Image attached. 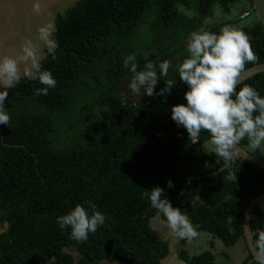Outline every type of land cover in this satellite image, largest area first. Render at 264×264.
Listing matches in <instances>:
<instances>
[{"label": "trees", "instance_id": "1", "mask_svg": "<svg viewBox=\"0 0 264 264\" xmlns=\"http://www.w3.org/2000/svg\"><path fill=\"white\" fill-rule=\"evenodd\" d=\"M234 4L242 5L234 11ZM217 10L229 17L213 20ZM231 23L250 37L258 57L245 68L264 62V28L251 0H79L57 15L56 58L45 49L40 61L56 87L37 94L45 86L22 77L7 89L4 102L11 119L0 125V264H72L64 251L70 246L80 254L75 264H160L169 239L151 227L157 213L142 196L154 186L164 189L162 198L185 212L197 231L210 232L228 247L238 240L245 244L243 212L264 190V169L240 157L220 173L223 161L203 149L207 132L193 144L171 119V106L186 103L187 85L176 66L187 56L189 33L200 28L218 33ZM145 52L153 62L173 65L155 92L167 80L174 86L163 95L150 97L141 88L140 97L123 98V84L132 77L123 61L134 55L143 70ZM85 79H94L97 95L76 121L83 129L72 143L55 146L48 137L53 117L41 108L54 115L70 112ZM243 84L264 97V71L238 87ZM89 117L99 121L91 124ZM83 131L91 136L85 139ZM235 172L236 180L226 178ZM89 201L105 222L78 242L69 228L61 230L57 217L77 203L88 208ZM250 217L253 232L264 229V199ZM180 255L186 264H216L209 250L188 256L180 249ZM251 257L247 249L239 264H254Z\"/></svg>", "mask_w": 264, "mask_h": 264}, {"label": "clouds", "instance_id": "2", "mask_svg": "<svg viewBox=\"0 0 264 264\" xmlns=\"http://www.w3.org/2000/svg\"><path fill=\"white\" fill-rule=\"evenodd\" d=\"M31 11L42 15V0H31ZM54 32V23L45 22L37 27L35 41L23 38L16 55H0V89H4L0 91V125H8L11 119L4 105L7 89L15 87L22 77L45 86L38 89L37 94L47 95L48 89L56 87L55 78L40 63L43 49L56 58L58 42ZM186 52L187 56L176 66L180 81L187 85L186 103L171 106V119L177 127L186 130L193 144L200 142L201 132H207L208 153L215 154L217 163L223 161L221 173L230 169L241 156L244 158L241 153L248 154L242 150L243 141L247 142L250 153L261 152L264 146V97L248 84L238 87L240 73L247 63H255L258 57L251 47L250 37L231 24L220 27L218 33L204 28L190 32ZM148 56L145 52L143 70H138L134 55H128L123 61L124 67L132 73L128 87L136 98L142 95L141 88L143 94L151 97L170 93L175 83L174 80L164 81L165 87L156 93L160 76H167L173 65L169 60L153 62ZM235 174L226 178L236 180ZM167 186L171 188L172 182L167 181ZM163 194V188L154 186L151 190L145 189L142 196L156 210L159 224L168 235L181 240L195 238L197 226L185 212L162 198ZM86 203L88 208L77 203L57 217L61 230L69 228L71 237L78 242L86 241L89 234L95 233L105 222V216L96 205ZM251 247L255 250L254 264H264V229H256Z\"/></svg>", "mask_w": 264, "mask_h": 264}, {"label": "water", "instance_id": "3", "mask_svg": "<svg viewBox=\"0 0 264 264\" xmlns=\"http://www.w3.org/2000/svg\"><path fill=\"white\" fill-rule=\"evenodd\" d=\"M79 0H42V15L38 16L31 11V0H0V55H16L19 51L23 38L28 37L36 40V29L45 22H51L55 25V19L58 14L64 15L66 10ZM257 19L264 28V0H251ZM42 58L45 56V49L42 50ZM41 58V59H42ZM264 71V62H259L245 68L239 75V83L247 77ZM242 150L248 154L241 153V158L250 161L260 168L264 169V158L258 157L250 153L246 147ZM223 166L219 167L223 168ZM213 171L211 173H215ZM264 199V190L256 194L245 206L242 218L243 235L246 248L252 255L250 261L253 260L254 249L251 247L254 232L250 227V217L253 208ZM64 251L72 256L74 262L80 257V254L74 246L64 248ZM170 252V249H169ZM169 254V253H168ZM167 254V255H168ZM161 264V261H160Z\"/></svg>", "mask_w": 264, "mask_h": 264}, {"label": "rangeland", "instance_id": "4", "mask_svg": "<svg viewBox=\"0 0 264 264\" xmlns=\"http://www.w3.org/2000/svg\"><path fill=\"white\" fill-rule=\"evenodd\" d=\"M241 5L239 4L238 6V4H234V11L238 9L237 7L240 8ZM232 15L234 16L233 13ZM243 16H245V14ZM228 17L229 14L227 12L217 10L215 12V17L213 18V20ZM252 18L253 16L250 15L246 18L241 19V21L242 23L246 24L251 21ZM231 25L234 26V24L232 23ZM237 27L242 30L241 26ZM84 83L85 85L81 87L80 93L75 97L76 100L70 112H67L66 114H60L57 112L54 115L53 112H48L41 108L43 112L53 117V131L48 134V137L52 140V143L55 146H62L67 145L68 143H72L73 140L76 139L78 133H80L83 129V125L76 124V121L85 111V109L91 105V102L95 100L97 95L96 88L94 89V79H85ZM128 85L129 81L124 83L121 89L122 91L120 93L123 98L130 99L133 98L134 94L131 93V90ZM88 121L91 124H94L98 122L99 119L89 117ZM83 134L85 139L91 136L90 133H88L87 131L86 134L83 131ZM203 149L206 150V152L209 151V145L207 144V141L203 144ZM254 155H264V146H262L261 152H259V150H256V153ZM150 225L151 227L157 229L161 233V235L164 236V238L171 239L170 252L167 256L162 258L161 264H181L183 260L180 255V249H185L188 256L197 255L204 250H209L213 253L214 261L216 262V264H237L236 262H238V255L244 253L246 255V250L244 251L245 245L241 241L236 242L235 245L229 248L228 246L224 245L223 241L220 238L212 235L210 232H207L205 230H199L197 231L198 235L195 238L185 239V242L181 243V239L173 238L172 236L167 234V231L163 229L162 226L159 224L157 215L153 216L150 219ZM2 228L3 226H1L0 224V231L2 230ZM211 243H213V246L210 245ZM183 262L182 264H184Z\"/></svg>", "mask_w": 264, "mask_h": 264}, {"label": "crops", "instance_id": "5", "mask_svg": "<svg viewBox=\"0 0 264 264\" xmlns=\"http://www.w3.org/2000/svg\"><path fill=\"white\" fill-rule=\"evenodd\" d=\"M248 149V148H247ZM256 152H254L253 154H255ZM257 156H259V157H262V158H264V155H257ZM239 241H241L242 243H244L242 240H238L237 242H239ZM171 239H169V249H170V247H171ZM229 248H231V247H229ZM246 250V255H247V249L246 248H244V251ZM245 253L244 254H241V255H238V262H241L244 258H245ZM240 258V259H239ZM235 261V260H234ZM183 262V261H182ZM238 262H236L237 264H239ZM184 264H186V262L184 261L183 262Z\"/></svg>", "mask_w": 264, "mask_h": 264}]
</instances>
